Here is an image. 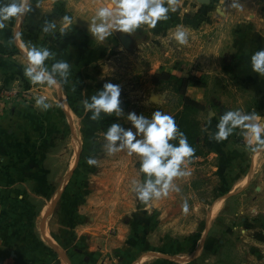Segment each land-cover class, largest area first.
<instances>
[{"label": "crops", "instance_id": "crops-1", "mask_svg": "<svg viewBox=\"0 0 264 264\" xmlns=\"http://www.w3.org/2000/svg\"><path fill=\"white\" fill-rule=\"evenodd\" d=\"M109 2L110 0H29L31 10L19 21L16 18L6 21V27L0 29V88L18 94L21 92L31 94L37 90L36 88L42 87L40 94H44L47 98L46 103L52 105L48 108L43 105L37 106L38 97L33 94L34 99L31 98L33 101L18 102V105H13L14 107H11L10 103L0 116V159L4 157L9 162L6 168H3L5 170L3 174L0 170V264H134L135 260L148 264L145 261L149 254L145 257V253L149 252L151 235L154 236L149 227V208L159 207V200L153 199L142 208L144 215L141 216L142 241L138 247L137 238L133 236L128 238L131 234L128 218H125V224L120 226L115 237L113 236L117 243H121L119 246L115 248L100 246L99 253L96 252L95 247L84 248L81 245L83 240L104 238L102 234L91 230L95 224L99 223L95 221V217L85 224L80 215L79 217L72 215L71 218L69 213L71 207L81 205V194L86 192V183L82 181L86 172L82 164L83 158L88 153L81 155V169H75L74 173L76 175L81 172V183L68 181L65 185L62 215L53 217L52 213L46 218L45 210L39 211L38 214L32 204L35 200H31V196L28 200L21 201L7 200L4 197L15 189L23 191L25 195L28 192L51 190L53 186L50 185L53 181L55 182V177H58L51 166L52 158H49V168L44 170L45 173L29 174L26 171L27 168H31L27 164L30 141L37 136L34 129L33 131L29 129L34 127L36 129L38 123H41L43 127L45 123L53 122L54 125V120L50 116L59 107L65 110V105L68 103L67 96L71 95L72 89L68 86L67 76L61 77L59 73L54 76L58 82L57 85L32 84L24 75V69L28 66V51L32 46L48 48L53 56L45 61V65L51 72L52 64L71 60L73 47L83 44L81 47V121L84 126L90 125L89 121L92 120L90 118L94 110L82 114L83 111L85 112L84 102L90 103L92 95L103 89L101 86L109 75L102 72L107 70L111 72L113 66L110 64L111 59L107 65L106 60L97 59L98 55L86 56L83 53L95 46L117 48L119 41L122 42L119 31L106 37L102 42L89 32L97 10ZM233 3L234 0H207V2L177 0V10L169 13L168 20L159 21L155 28L143 26L141 29L148 35L154 32L157 37L155 41L153 37L148 36L143 43L149 45L150 42H157V57H151L153 59L147 61V64L152 62L153 67L150 78L154 77L160 69L177 77L193 75L205 78L206 86L198 87L191 83L188 94L193 98L196 97L195 99L200 102L211 99L210 104L206 106L208 127L206 134L202 137V143L207 145L205 157L210 162L214 161L215 164L213 166L209 162L212 170L207 175H215L216 179L227 185L226 189L229 191L240 192L248 191L253 188L252 186L255 189L257 187L264 189V148H258L255 143L248 145L244 135L247 130L238 128L226 140L219 142L214 139V134L218 131L216 125L220 116L230 110L256 113L260 118L257 122L264 125V108L248 100L264 95V77L254 72L251 66L252 54L264 49V0H235L236 7H233ZM55 10L65 11L71 23L65 27L67 30L65 38L57 44H51L44 41L45 34L40 30V26L43 16H50V13ZM61 26H64V20ZM178 26L187 32V44L181 45L174 39ZM17 33H19L18 38ZM111 51L113 52V49ZM98 64L102 69L101 74L96 77L93 70ZM104 65L108 66V69ZM111 74L113 75L112 72ZM98 80L99 85L96 83ZM198 89L206 93L208 96L206 100L201 98L200 94L195 96L194 91ZM42 113H44L43 117ZM20 131H27V134L19 133ZM23 143L27 146L25 153L21 150L20 144ZM49 156L55 157L53 154ZM46 165L47 163L42 164V167ZM127 169L126 166L125 170ZM112 172L113 168L99 172L101 176L106 175L107 179L98 181L100 183L98 186L95 183L96 192L107 193L119 189L109 179ZM93 176L96 178V175ZM175 179L177 178H174L173 183ZM103 201L107 202L102 199L101 202ZM116 203L118 207L124 205L126 209L130 205V202L126 200H123V204H120V200ZM99 205L101 206V203ZM107 206L104 203L105 210ZM112 213L110 222L116 225L118 217ZM77 219L80 220L78 223L81 222V227L73 232L76 236L72 237L69 229L73 223H77ZM51 221L55 224V228L60 229L52 230ZM103 233L107 234L106 231ZM124 237L128 238L126 242L118 241ZM152 250L153 252L162 251L164 254L166 246ZM173 250L174 248L170 253L174 252ZM115 251L120 261L105 259V255L114 254Z\"/></svg>", "mask_w": 264, "mask_h": 264}, {"label": "rangeland", "instance_id": "rangeland-1", "mask_svg": "<svg viewBox=\"0 0 264 264\" xmlns=\"http://www.w3.org/2000/svg\"><path fill=\"white\" fill-rule=\"evenodd\" d=\"M50 14V16H43L41 21L40 30L44 34L45 28H49L50 24H55L56 28L60 30L62 21L67 16V13L63 10H55ZM59 16L60 18H57ZM44 17L47 18L44 19ZM152 33V35H148L141 28L135 30L133 34L119 32V37L121 35L131 36L132 44L130 48L125 47L119 41L120 44L117 48H98L95 46L90 47L89 51L83 53L86 56L98 55L97 59L106 60L107 65H109V59L112 60L110 64L114 69H111L113 75L109 72L110 70L102 73L109 75L105 83L111 82L121 86L120 99H122L120 116L115 113L108 115L101 112L100 119L90 121L87 119L90 122L88 126L82 125L83 121H81V47L83 44L73 47V58L67 61L70 68L66 80L72 90L70 91L71 95L68 94L67 96L66 111L59 107L56 112H52L50 118L54 120V125L53 122L50 124L45 123L46 125L43 127L41 123H38L37 130L35 127L29 129L30 131L34 129L37 136L30 141L27 164L31 168H27L26 171L29 174L32 172L45 173L44 170L49 168V158H52L51 166L55 171L54 174L57 173L58 175V177H55V182L53 181L50 185L53 186V189L28 192L27 195L23 191L15 189L4 196L7 200L15 199L16 201L28 200L31 196V200H35L32 204L38 214L39 211L45 210L46 218L52 213L53 217L62 215L65 185L68 181L81 183V172L76 175L74 173L75 169H81V155L88 153L83 158L84 163L82 164L86 172V176L82 178V181L86 183V192H82L81 205L79 204L84 207L81 208L76 205L67 208H70L71 218L72 215L78 217L80 215L85 224H88L90 219L95 217V221L100 223L95 224L91 230L100 235L102 234L103 239L81 241L84 248L95 247L96 252L99 253L100 246L115 248L121 244L117 243L114 237L119 227L125 224V218L130 219L128 223H130L129 232L131 234L128 238L131 236L137 238V247L141 245V216H144L142 208L145 206L139 201L136 193L132 191L134 180L139 183L144 180V174L139 170L140 157L136 154L129 155L127 150L109 155L104 147L107 144L105 140L106 131L113 123H120L125 128L132 127L127 119L130 112L151 117L154 111L159 110L174 116L182 109L181 95L176 90L178 84L176 81L156 84L153 82V76L152 78L149 77L153 67L152 62L147 64V61H151L153 59L151 57H157V42H150L149 45L143 43H145L148 36L157 41L156 34ZM111 49H113V52ZM105 67L108 69V66ZM101 69L102 67L99 64L94 67L93 73L96 74V77L101 74ZM159 71L157 70V72ZM96 83L99 85L100 81L98 80ZM105 83L102 84L101 88ZM44 86H48V84L44 83ZM36 89L31 94L21 92V95L18 94L6 106L10 103L12 107L14 104L18 105V102L31 101V98L34 99L33 94H36L37 97L44 96V94H40L42 87ZM75 89L77 90L74 91ZM194 94L195 96L200 94L201 98L205 100L208 97L203 90L199 89L194 91ZM153 95L155 97L152 99ZM245 99L247 100V96ZM248 100H252L257 106L264 108V95ZM210 102L211 99L209 98L208 101L202 103L207 106ZM43 114H41L42 117ZM82 114H85V112L83 111ZM198 117L203 125V132L198 143L202 154L194 158L186 167L182 165L183 170L189 172L190 175L175 179L174 184L180 191L170 190L167 196L155 199L160 201L159 207L149 208V227L154 236L151 235L152 238L149 240V252L145 253V257L148 254L149 257H147L145 263L264 264V242L256 238L258 233L264 234V189L259 187L255 189L252 186L253 188L248 191L231 192V190L226 189L227 185L216 179L215 175H207L212 170L209 166L210 160L204 155L207 154V145L202 143V137L206 134L208 127L207 109L199 112ZM19 133L27 134V131H20ZM119 143L120 141H117V144ZM17 145L19 146V144ZM20 145L21 150L25 153L26 144ZM49 154H53L55 157L49 156ZM89 158L95 159L96 163L90 165L88 163ZM8 163V159H4V157L0 159L2 174L5 172L4 169ZM45 163L47 165L43 168L42 164ZM210 163L213 166L215 164L214 161ZM126 166L128 167L127 171L125 170ZM111 168H113V172L117 173L112 172L109 179L119 189L107 193L96 192L94 190L95 183L98 186L100 185L98 181L107 179L106 175L101 176L99 172ZM61 171L62 175H60ZM93 175H96L97 180ZM102 199L107 202L103 201L102 203ZM118 200H120V204H123V200H126L130 202V205L127 209L124 205L118 207L116 205ZM185 202L188 205L187 212L183 208ZM100 203L102 207L99 205ZM104 203L108 205L106 210L104 209ZM102 210L104 211L99 214ZM144 210L146 209L144 208ZM111 213L117 215L118 224L115 225L110 222ZM78 220L69 229L72 237L76 236L73 232L81 227V222L78 223ZM53 227L52 230L60 229L59 227L53 229ZM104 231L107 234L103 233ZM125 239L124 237L118 239V241L123 243L127 241ZM163 246H166L164 254L162 251L153 252L152 250ZM172 248H174V252L170 253ZM138 253L140 254L141 251L139 250ZM105 256V259L110 258L112 261H120L117 259L116 251L114 254L109 253ZM134 264L144 263L135 260Z\"/></svg>", "mask_w": 264, "mask_h": 264}, {"label": "clouds", "instance_id": "clouds-1", "mask_svg": "<svg viewBox=\"0 0 264 264\" xmlns=\"http://www.w3.org/2000/svg\"><path fill=\"white\" fill-rule=\"evenodd\" d=\"M237 4L233 3V7ZM31 10L29 0H0V29L6 27L5 22L11 18L18 21ZM177 10V0H110L109 3L100 7L93 18L89 32L98 40L104 41L113 33L133 34L135 30L143 26L155 28L159 21L169 19V13ZM71 23L69 17H64V26L60 28L63 33L65 27ZM48 27L55 29V24ZM48 31V28H45ZM19 33H17V38ZM174 39L181 45L188 43V34L185 30L177 27ZM53 54L46 47L32 46L27 53L28 66L24 69V75L32 84L57 85L54 78L56 73L66 77L70 65L67 62L52 64L49 72L45 61L52 58ZM252 70L264 77V49L256 51L251 56ZM121 86L107 82L102 90L92 95L91 102H84L85 113L93 111L92 120L101 118V112L111 115L121 113ZM47 98L40 96L36 99V105L45 108L52 105L46 103ZM128 121L132 127L125 128L120 123L110 125L105 133L107 144L104 147L109 155L127 150L129 155L136 154L140 157L139 170L144 174L142 183L133 181V188L137 198L142 204H147L153 199L167 196L169 191L180 189L173 183L174 178L190 175L183 170L194 157V149L189 144L187 136L180 131L175 118L162 111H154L151 117L135 112L128 113ZM259 116L256 113H245L241 110L228 111L220 116L216 125L218 131L214 134L216 141L226 140L234 130H247L244 135L249 146L255 145L264 148V125L258 123ZM210 122V120H209ZM250 134V138H249ZM117 141H120L117 144ZM178 141V143H173ZM90 165L96 160L89 158ZM184 211H188L185 202Z\"/></svg>", "mask_w": 264, "mask_h": 264}, {"label": "trees", "instance_id": "trees-1", "mask_svg": "<svg viewBox=\"0 0 264 264\" xmlns=\"http://www.w3.org/2000/svg\"><path fill=\"white\" fill-rule=\"evenodd\" d=\"M47 17H44L46 19ZM48 31H45L44 41L49 42L51 44H57L62 41L66 36V31L63 33L55 28H48ZM176 81L177 84V92L181 95V106L182 109L177 112L173 117L176 120V123L188 139L189 144L193 147L194 157L191 161L200 156L202 154L201 150L199 149L198 143L200 135L203 132V125L198 117L199 112H202L207 109L206 105L195 98L191 97L188 94V88L191 83L198 87L206 86L205 78H199L193 75L188 77H177L170 72L161 70L160 72L155 73L153 77V82L164 83ZM173 143H178V141H173ZM256 238L262 242H264V234L258 233Z\"/></svg>", "mask_w": 264, "mask_h": 264}, {"label": "built area", "instance_id": "built-area-1", "mask_svg": "<svg viewBox=\"0 0 264 264\" xmlns=\"http://www.w3.org/2000/svg\"><path fill=\"white\" fill-rule=\"evenodd\" d=\"M17 95L18 93L16 92L0 88V116L3 114L8 102L13 101Z\"/></svg>", "mask_w": 264, "mask_h": 264}, {"label": "water", "instance_id": "water-1", "mask_svg": "<svg viewBox=\"0 0 264 264\" xmlns=\"http://www.w3.org/2000/svg\"><path fill=\"white\" fill-rule=\"evenodd\" d=\"M200 2H207V0H200ZM122 43L125 45V47L130 48V45L132 44V38L130 35H121L120 36ZM155 96L153 95L151 98L153 99Z\"/></svg>", "mask_w": 264, "mask_h": 264}]
</instances>
